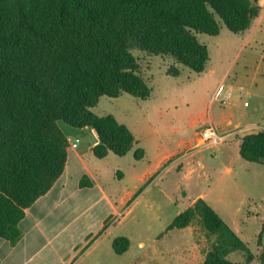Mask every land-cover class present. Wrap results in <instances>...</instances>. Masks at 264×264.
<instances>
[{"label":"trees","instance_id":"16d2710c","mask_svg":"<svg viewBox=\"0 0 264 264\" xmlns=\"http://www.w3.org/2000/svg\"><path fill=\"white\" fill-rule=\"evenodd\" d=\"M260 11V0H0V237L21 239L26 209L63 173L70 142L60 123L93 128L97 158L124 156L139 143L113 114L92 111L102 96H151L135 50L170 56L199 74L210 56L198 34L216 36L223 26L242 34ZM242 145L245 158L264 163V131ZM91 185L86 175L80 181ZM194 221L210 242L204 264H235L229 255L237 251L254 259L203 198L167 229ZM129 245L127 236L113 241L119 255ZM258 260L264 264V250Z\"/></svg>","mask_w":264,"mask_h":264},{"label":"rangeland","instance_id":"374dc122","mask_svg":"<svg viewBox=\"0 0 264 264\" xmlns=\"http://www.w3.org/2000/svg\"><path fill=\"white\" fill-rule=\"evenodd\" d=\"M260 5L259 16L242 34L226 26L216 36L198 34L210 56L202 73L170 56L134 51L152 87L151 96H102L92 108L99 116L113 114L139 140L126 155L109 153L100 162V181L110 195L131 193L117 201V211L97 238L86 236L100 228L106 209L99 204L85 213L80 224L87 233L74 246L86 244L66 251L67 264H204L210 242L198 221L167 229L199 198L221 215L254 256L248 261L247 253L237 251L229 259L235 264H263L258 257L264 250V163L242 155L245 139L264 131V0ZM170 69L178 75H168ZM220 85L224 90L216 95ZM209 123L226 134L222 143L211 145L200 138ZM93 131L77 130L76 143L91 144ZM135 159L143 162L138 169L133 168ZM154 164L156 168L135 186L139 171ZM118 236L131 240L125 255L113 249Z\"/></svg>","mask_w":264,"mask_h":264},{"label":"crops","instance_id":"0c3cea01","mask_svg":"<svg viewBox=\"0 0 264 264\" xmlns=\"http://www.w3.org/2000/svg\"><path fill=\"white\" fill-rule=\"evenodd\" d=\"M86 128L64 130L70 142L64 171L51 189L26 209L24 218L19 222L21 239L12 244L0 237V264H67L66 251L72 247L75 250L78 246L86 244L80 242L74 246L87 233L80 224V219L85 213L99 204L106 209L105 216L100 218V222L103 221L100 228L86 236V239L91 236L97 238L103 231L104 222L117 211L119 204L117 201L131 193L126 190L117 198L116 195H110L107 187L101 183L100 162L108 159L111 154L104 158H97L94 155L93 149L99 143L95 130L92 132L93 136L91 134L93 141L91 144L82 146L79 141L77 146H73V143H76V131H84ZM163 154L164 152L160 153L156 160ZM139 162L143 163L141 160H133V168L138 169ZM155 166L156 164L154 167H144L143 170L140 168L141 171L133 184L137 186L142 183L148 171L154 170ZM85 175L92 185L81 187L80 181ZM128 251L130 247L121 255ZM170 257L173 259L172 255Z\"/></svg>","mask_w":264,"mask_h":264},{"label":"built area","instance_id":"2783aa9c","mask_svg":"<svg viewBox=\"0 0 264 264\" xmlns=\"http://www.w3.org/2000/svg\"><path fill=\"white\" fill-rule=\"evenodd\" d=\"M223 90L224 85H220L216 90V95H220ZM200 138L204 143L218 145L224 141V139L226 138V134L224 132H221L214 124L209 123L202 129ZM73 146H77V143H73Z\"/></svg>","mask_w":264,"mask_h":264}]
</instances>
